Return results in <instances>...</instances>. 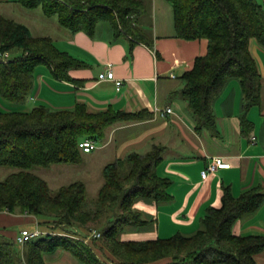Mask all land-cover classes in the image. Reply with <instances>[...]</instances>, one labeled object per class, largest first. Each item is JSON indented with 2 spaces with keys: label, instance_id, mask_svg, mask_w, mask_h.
<instances>
[{
  "label": "trees",
  "instance_id": "obj_1",
  "mask_svg": "<svg viewBox=\"0 0 264 264\" xmlns=\"http://www.w3.org/2000/svg\"><path fill=\"white\" fill-rule=\"evenodd\" d=\"M15 1L56 16L59 24L73 33L93 35L97 25L107 21L115 35L128 36L132 46L150 43L138 21L149 9L150 0ZM168 1L178 37L208 40L207 53L196 57L193 67L180 76L196 129L217 127L215 100L231 80H237L243 95V130L250 131L247 112L262 103V75L250 47L254 40L264 48V0ZM11 53L14 57H9ZM40 65L57 78L70 79L69 70L81 64L60 50L50 36H35L26 24L0 15V96L17 103L30 98ZM151 115L146 110L129 112L112 107L90 111L80 102L64 109L38 104L28 111L0 110V167L13 170L0 180V212L34 216L42 227L70 234H43L23 247L16 242L18 233L14 238L1 234L0 264H46L44 255L57 249L69 251L84 264H257L254 255L264 249V236L235 234L233 225L262 204L264 193L258 188L235 196L225 187L221 205L209 207L202 228L190 235L121 239L126 227L151 222L134 208L137 198L149 197L158 203L170 200L171 180L157 172L166 151L161 144H153L145 152L132 151L105 165L103 183L91 206L85 182L73 181L53 191L48 181L34 172L38 166L81 163L86 152L80 146L82 140L98 142L113 125ZM104 218L107 225L98 228L102 237L86 241L89 234L82 233L79 226Z\"/></svg>",
  "mask_w": 264,
  "mask_h": 264
},
{
  "label": "crops",
  "instance_id": "obj_2",
  "mask_svg": "<svg viewBox=\"0 0 264 264\" xmlns=\"http://www.w3.org/2000/svg\"><path fill=\"white\" fill-rule=\"evenodd\" d=\"M9 1L0 0L2 5ZM13 3L19 5L14 0ZM15 7L5 16L24 23ZM51 17L43 19L53 31L46 27L42 33L28 27L35 36H50L60 50L78 59L81 65L69 70L70 79L57 78L48 69L38 70L30 101H39L53 109L73 108L80 102L90 111L112 107L129 112H152L144 120L117 123L109 128L94 149L100 152L94 165L87 164L82 178L75 177L73 181L81 180L88 186L92 167L102 174L105 165L125 158L132 151L145 152L153 144L166 147L157 172L171 180L170 200L158 203L149 197L137 198L134 208L151 222L141 227H126L121 239L143 241L168 238L176 233L190 235L202 228L209 207L221 205L225 187H230L235 196L252 188L264 193V48L253 43L254 40L251 42L250 48L262 75V103L247 112L252 129L243 130L241 86L237 80H231L214 103L217 127L197 130L195 116L182 93L184 82L180 76L193 67L196 57L207 53L208 40L178 37L173 6L168 0L149 1V9L138 21L150 36V43L136 42L133 46L128 36H116L107 21L100 22L90 35L85 31L71 32L55 16L57 26ZM48 31L53 35L45 33ZM109 68L114 70L116 79L122 80L120 85L115 80L100 79L99 74ZM167 107H172L173 112L164 113ZM94 150L85 152V156ZM217 156L231 166L204 176L203 171ZM84 161L55 165H85ZM12 171L0 167V174L9 175ZM32 218L1 211L0 235L14 238L22 228L33 223ZM233 232L264 236V201L254 212L238 218ZM254 258L257 264H264V249ZM44 259L46 264H84L64 249L46 253Z\"/></svg>",
  "mask_w": 264,
  "mask_h": 264
},
{
  "label": "rangeland",
  "instance_id": "obj_3",
  "mask_svg": "<svg viewBox=\"0 0 264 264\" xmlns=\"http://www.w3.org/2000/svg\"><path fill=\"white\" fill-rule=\"evenodd\" d=\"M9 1V0H7ZM15 3H17L14 0ZM14 4L13 0L7 2V3H2L0 2V15H9V10L10 12L12 11V8L14 6H17L14 8V10H16V12L18 13L17 15L20 16L21 20L27 25L30 26L32 29H38L39 31H42V33L45 31L44 29H51V31H53V29L50 27L48 21H44V17H48L47 15L44 14V12L42 11L41 8H36V9H29L26 7H23L22 5H11ZM20 10V11H18ZM54 17H51L50 20L54 21L57 26L58 23L57 21L54 19ZM58 20V19H57ZM45 33H49L51 35H53V33L51 32H45ZM253 42V41H252ZM253 43L258 44L256 41H254ZM261 47V46H260ZM262 48V47H261ZM9 57H14V54L11 53ZM38 70H47V67L44 65H40L36 71V73L38 72ZM49 90V89H48ZM50 91V90H49ZM32 95V94H31ZM39 101H30L29 97L26 101L24 102H11L8 100L3 99L0 96V110L3 111H8V110H12V109H18V110H25V109H32V107H34L35 105H38ZM100 154L99 150H94L89 156L86 153H83V159L85 160V165H53L52 167H35L34 168V172L37 173L40 176H43L44 178H46L49 182L50 187L53 189V191H57V189L63 185V184H67L70 181H73L75 179V177H81L83 173L85 172L84 168H86L85 166L87 164L92 163L94 165L95 163V159L96 157ZM85 156V157H84ZM94 156V157H93ZM67 168H72V170H69ZM92 169L94 171L91 172L90 177H89V182H88V186H87V190H88V200L89 205H93L94 202L96 201L97 198V194H98V189L100 187V185L103 182V176L101 173H99V170H95L94 167H92ZM2 170L8 171L9 172L12 170L11 168H7V167H2ZM7 174H0V180L4 179L6 177ZM100 183V184H99ZM37 220V218H32V221ZM39 221V220H38ZM108 221L104 218L101 219L99 222H90L87 226L85 227H80L79 226V230L84 233V234H89V231H91V229H102L103 227H105V225H107ZM33 223H29L27 226L32 227ZM98 229V230H99ZM126 232V230L121 234L122 238L124 235V233ZM96 251L103 256L100 251L98 250V248H96Z\"/></svg>",
  "mask_w": 264,
  "mask_h": 264
},
{
  "label": "built area",
  "instance_id": "obj_4",
  "mask_svg": "<svg viewBox=\"0 0 264 264\" xmlns=\"http://www.w3.org/2000/svg\"><path fill=\"white\" fill-rule=\"evenodd\" d=\"M100 79H111L115 80L117 85H120L122 83V80L116 79L115 72L112 68H109L108 70H105L99 74ZM164 113H170L173 112L172 107H167L163 110ZM98 142L94 139L86 138L82 140L80 143V146L83 148L84 151L89 152L91 150H94L97 148ZM231 166L230 162H227L223 157L217 156L213 158V160L208 164L207 169L203 171V175L207 176L209 172H215L216 170L220 168H229ZM36 219V217L32 216ZM63 234V235H70L68 232L64 230H52L49 228L44 229L40 224L38 219L34 221L33 227H24L22 228L17 236H16V242L18 245L23 247L28 241L33 240L43 234ZM102 233L101 231L97 229H92L91 232H89V235L85 238L86 241H89L91 238H101Z\"/></svg>",
  "mask_w": 264,
  "mask_h": 264
}]
</instances>
